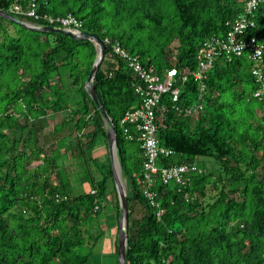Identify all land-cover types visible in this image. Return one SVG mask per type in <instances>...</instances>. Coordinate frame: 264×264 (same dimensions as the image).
I'll use <instances>...</instances> for the list:
<instances>
[{"label": "trees", "instance_id": "trees-1", "mask_svg": "<svg viewBox=\"0 0 264 264\" xmlns=\"http://www.w3.org/2000/svg\"><path fill=\"white\" fill-rule=\"evenodd\" d=\"M15 1L53 16L72 13L80 30L119 42L160 74L174 66L187 75L177 81L178 101L165 93L157 105L156 135L174 150L157 164L195 167L182 184L154 173V203L144 194L142 148L119 123L138 102V77L107 47L93 79L126 184V264H264V101L251 69L259 63L264 77V0L244 33L262 42L260 61L248 51L217 54L199 80L191 75L199 46L225 38L246 0H0V8ZM96 52L90 39L0 16V264H93L110 183L116 191L107 126L83 87ZM99 142L103 160L93 154ZM201 156L218 166L200 165ZM109 210L118 264L117 192Z\"/></svg>", "mask_w": 264, "mask_h": 264}, {"label": "built area", "instance_id": "built-area-1", "mask_svg": "<svg viewBox=\"0 0 264 264\" xmlns=\"http://www.w3.org/2000/svg\"><path fill=\"white\" fill-rule=\"evenodd\" d=\"M261 0H246L245 13L238 15L230 23L229 30L225 38L212 36L205 39L197 50L198 67L191 71L194 79H201L205 70L213 62L217 54H241L248 51L250 57L256 62L260 61L263 44L255 36L245 38V31L254 25L252 11ZM14 13H25L36 19L43 18L47 24L59 22L58 26L66 27L75 31L80 30L81 21L72 13L66 15L53 16L49 13H39L34 6H28L23 9L18 2H13L8 10ZM110 48V53L126 61L128 67L138 77L139 82L134 85V92L138 96V102L128 108L122 115L119 123L122 134L126 139L136 140L142 148L143 160V179L144 194L153 202V193L150 190L152 177L157 173L163 182L174 179L178 183L184 182L187 172L194 169L195 166L188 163L168 165L158 167L157 158L160 155L168 156L173 153V149L161 145L156 135V110L160 98L163 94L169 93L173 102L178 101L179 87L177 81L183 82L186 74H179L174 66H170L159 73L154 69L152 64H145L141 61L139 55L131 53L124 48L119 42H110L108 38L103 39ZM110 59V57H109ZM252 72L259 82V88L255 92L264 101V77L259 63L252 66ZM201 88L203 84H200ZM176 108H178L176 106ZM189 113L192 107L186 109Z\"/></svg>", "mask_w": 264, "mask_h": 264}, {"label": "water", "instance_id": "water-1", "mask_svg": "<svg viewBox=\"0 0 264 264\" xmlns=\"http://www.w3.org/2000/svg\"><path fill=\"white\" fill-rule=\"evenodd\" d=\"M0 16L8 20L17 22L18 24L25 27L44 30V31L48 30V31L62 32L74 38H87L94 42L97 52L83 87L86 93L93 100L96 108L101 113L104 122L107 126V130H106L107 148H108L112 175H113V180H114L118 201H119V208H120L119 216H118L117 260H118V264H126L128 203H127L126 189L125 186L123 185L120 175L119 164H118V170L116 169V160L118 163V158L116 154V132H115L114 124L112 122V118L108 114L93 84L95 73L99 67L101 58L104 56L105 50L107 48V43L95 33L87 32L84 30L75 31L54 24H34L27 20L21 19L15 16L13 13L9 12L8 10L2 8H0Z\"/></svg>", "mask_w": 264, "mask_h": 264}, {"label": "rangeland", "instance_id": "rangeland-1", "mask_svg": "<svg viewBox=\"0 0 264 264\" xmlns=\"http://www.w3.org/2000/svg\"><path fill=\"white\" fill-rule=\"evenodd\" d=\"M60 118L59 114L56 116V120H58ZM134 143H127L126 146L127 147H131L133 146ZM93 154L97 155L98 157H100L101 160H103L105 158V145L104 143H98L96 144V146L93 148ZM208 159V160H207ZM199 160V164L201 165V163H204V161H206V163L208 162L209 165L211 163H213V168H216L218 166V161L215 160L213 157H206V156H201L198 158ZM116 165H118L117 160H116ZM210 168L208 169H212L211 166H209ZM95 174H97V171H94ZM123 185L125 186V182H124V178L121 176ZM110 192L107 194V196L105 197V199L103 200L105 206H104V210L102 211V213H100L99 216V223L100 225H102V227L104 228V235L102 236L101 239L98 240V242H96L93 252H92V260H93V264H115L114 261V257H115V253H114V246L112 244V237H111V233L113 231V235H114V230H115V222H116V217H115V213L114 211H110L109 210V206L110 204L113 206L115 199H116V191H114V189L112 190V184H109V188ZM116 218V219H115ZM118 224V223H117ZM115 243V242H114Z\"/></svg>", "mask_w": 264, "mask_h": 264}, {"label": "crops", "instance_id": "crops-1", "mask_svg": "<svg viewBox=\"0 0 264 264\" xmlns=\"http://www.w3.org/2000/svg\"><path fill=\"white\" fill-rule=\"evenodd\" d=\"M115 224H116V222H115ZM110 233H111V237H112V244H113V246H114L115 230H114V235H113V231H112V232L110 231Z\"/></svg>", "mask_w": 264, "mask_h": 264}, {"label": "bare ground", "instance_id": "bare-ground-1", "mask_svg": "<svg viewBox=\"0 0 264 264\" xmlns=\"http://www.w3.org/2000/svg\"><path fill=\"white\" fill-rule=\"evenodd\" d=\"M116 169L118 170V165H116Z\"/></svg>", "mask_w": 264, "mask_h": 264}]
</instances>
